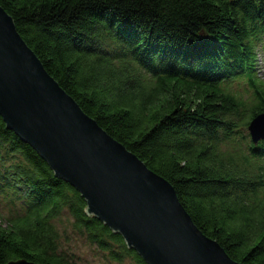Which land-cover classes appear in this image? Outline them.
Returning <instances> with one entry per match:
<instances>
[{
  "label": "trees",
  "instance_id": "obj_1",
  "mask_svg": "<svg viewBox=\"0 0 264 264\" xmlns=\"http://www.w3.org/2000/svg\"><path fill=\"white\" fill-rule=\"evenodd\" d=\"M48 73L175 188L196 226L264 264V0H0ZM259 81H258V80ZM246 88L243 95L234 86ZM0 116V264H74L55 222L117 263L146 264Z\"/></svg>",
  "mask_w": 264,
  "mask_h": 264
},
{
  "label": "water",
  "instance_id": "obj_2",
  "mask_svg": "<svg viewBox=\"0 0 264 264\" xmlns=\"http://www.w3.org/2000/svg\"><path fill=\"white\" fill-rule=\"evenodd\" d=\"M0 116L146 264H242L196 226L175 188L88 116L0 6ZM250 131L264 139V115ZM9 264H33L25 261Z\"/></svg>",
  "mask_w": 264,
  "mask_h": 264
},
{
  "label": "rangeland",
  "instance_id": "obj_3",
  "mask_svg": "<svg viewBox=\"0 0 264 264\" xmlns=\"http://www.w3.org/2000/svg\"><path fill=\"white\" fill-rule=\"evenodd\" d=\"M259 65L264 66V57H260ZM263 78V77H262ZM240 93L245 95L246 88L234 86ZM60 232L61 252L66 253L74 264H136L128 259L123 263L113 262L108 255L92 245L85 236L76 232L73 228V221L68 215L63 216L55 222Z\"/></svg>",
  "mask_w": 264,
  "mask_h": 264
},
{
  "label": "bare ground",
  "instance_id": "obj_4",
  "mask_svg": "<svg viewBox=\"0 0 264 264\" xmlns=\"http://www.w3.org/2000/svg\"><path fill=\"white\" fill-rule=\"evenodd\" d=\"M264 55V54H263ZM262 71H264V70H262Z\"/></svg>",
  "mask_w": 264,
  "mask_h": 264
}]
</instances>
